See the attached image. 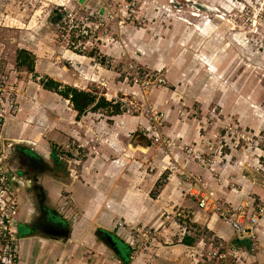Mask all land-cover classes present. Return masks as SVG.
Listing matches in <instances>:
<instances>
[{
  "label": "rangeland",
  "instance_id": "obj_1",
  "mask_svg": "<svg viewBox=\"0 0 264 264\" xmlns=\"http://www.w3.org/2000/svg\"><path fill=\"white\" fill-rule=\"evenodd\" d=\"M20 49L33 55L35 72L16 60ZM46 77L104 96L119 112L78 118L68 99L42 87ZM86 169L98 180L110 174L113 192L142 195L144 206L170 183L182 197L142 221L103 213L90 227L100 246L80 249L96 260L109 250L121 258L117 240L129 247L123 261L153 264L157 248L179 244L184 229L206 254L214 238L204 219L249 197L264 206L254 192L240 196L237 180L264 189V0H0L1 258L13 237L18 264L29 261L19 225L68 240L80 214L60 188L64 208L50 206L48 183H83ZM206 192L213 201L200 207ZM42 209L68 224L49 227Z\"/></svg>",
  "mask_w": 264,
  "mask_h": 264
},
{
  "label": "crops",
  "instance_id": "obj_2",
  "mask_svg": "<svg viewBox=\"0 0 264 264\" xmlns=\"http://www.w3.org/2000/svg\"><path fill=\"white\" fill-rule=\"evenodd\" d=\"M74 86V85H73ZM76 88V86H74ZM83 90V89H80ZM68 102V100H66ZM76 116L77 112L72 110ZM123 165L122 161H116L112 163L108 168H120ZM87 173L82 176L83 183L80 180H73L72 182L62 183L58 186H54L48 183L49 189V204L50 206H61L62 200H59L58 189L64 192H70V197L73 202V212L79 213L78 219L73 223V226L69 228V238L64 242H60L62 236L52 234H42L31 232L33 231L32 225H19L22 230H19L21 234H26L23 237L26 239L21 242V249L23 256L29 261H25L23 264H148L144 260V257H136L134 260L123 261L120 257H112L113 252L111 250L104 251V258L94 259L90 258V253H85L83 250L87 246L94 248V244L98 242L95 234L91 232V226H95L97 219H100L104 213V218L109 217H122L128 220L142 221L144 219L159 217L166 209V205L174 206L182 201V197L177 193L174 194L173 187L175 183L167 184L159 193V198L156 199V203L153 207L144 206L143 196L137 193L129 196L127 192L116 194L112 191V178L111 175L104 180H98L96 175L92 176L87 170ZM85 176V177H84ZM240 186H242L241 194L254 192L260 196L259 199L264 200V189L259 188L251 184L250 181L243 178L237 179ZM58 187V188H57ZM218 189V194H222L223 198L236 203L239 200V192L232 190L230 193H223ZM125 191V190H124ZM64 198V197H63ZM131 198L132 200H130ZM243 198V197H242ZM129 203V204H128ZM135 205V207H134ZM62 207V206H61ZM64 208V207H62ZM76 214V215H77ZM48 214L47 222L48 226H52L55 229H60L58 222L62 225L68 223L64 221L55 220L56 215ZM204 224L207 229L212 232L211 238L223 243L232 244L237 248V255L241 261H246L251 264H264V215L261 217L257 226V250L255 253L250 251V240L247 237H235L231 226L220 219L217 215H212L210 218L204 219ZM57 225H56V224ZM61 225V226H62ZM19 228V227H18ZM29 228V229H28ZM57 237V238H56ZM74 238V241H78L79 245H74L71 249L70 240ZM181 236L178 237L179 244L172 246H164L161 244L156 250L155 260L153 264H199L200 258L204 254L199 247L201 243L196 245H187L181 243ZM211 243V242H210ZM208 243V246H210ZM82 246V250L80 251ZM86 246V247H85ZM100 246V245H98ZM207 246V245H206ZM100 248V247H99ZM168 249L175 253V255L169 254V258L162 256L163 250ZM89 253V255H87ZM85 254V255H84ZM167 259V260H166Z\"/></svg>",
  "mask_w": 264,
  "mask_h": 264
},
{
  "label": "built area",
  "instance_id": "obj_3",
  "mask_svg": "<svg viewBox=\"0 0 264 264\" xmlns=\"http://www.w3.org/2000/svg\"><path fill=\"white\" fill-rule=\"evenodd\" d=\"M213 193L206 192L202 194L199 200L200 207H206L212 200ZM248 198V197H247ZM254 205V207H253ZM252 207V209H251ZM16 214L15 207L9 205L7 207V214L5 222L10 224ZM219 217L227 222L235 237H247L250 242V251L255 253L258 244L257 226L261 217L264 215V206L254 203L249 197L246 201L230 205L227 209L220 212ZM184 233L189 234L187 229ZM183 233V234H184ZM6 238H4L5 240ZM17 241L11 237L10 241H6L2 248V258L0 257V264H18L19 256L17 251ZM199 264H251L246 261H241L237 255V248L228 243H223L214 240L210 243L209 251L203 254L200 258Z\"/></svg>",
  "mask_w": 264,
  "mask_h": 264
},
{
  "label": "trees",
  "instance_id": "obj_4",
  "mask_svg": "<svg viewBox=\"0 0 264 264\" xmlns=\"http://www.w3.org/2000/svg\"><path fill=\"white\" fill-rule=\"evenodd\" d=\"M16 60L19 64L25 65L29 72H35L33 67V55L29 51L25 49L18 50ZM41 84L44 89L55 90L61 93L64 98L68 99L72 105V109L77 112L76 117L78 118L85 112H87L89 109H98L101 107L112 108V114H116L119 112V105L116 102L109 101L104 96H99L95 92L80 90L73 86H65L63 89H59L58 87L60 84L53 81L49 77H46L45 80H41ZM19 230H22L21 226H19ZM186 234L187 233L183 234L184 237H182L181 241L182 243L189 245L192 243V238L189 237V234ZM116 242L120 244L124 253L129 248L125 246L122 242H119L117 240ZM122 256L125 257V254L121 255V259L123 258Z\"/></svg>",
  "mask_w": 264,
  "mask_h": 264
},
{
  "label": "water",
  "instance_id": "obj_5",
  "mask_svg": "<svg viewBox=\"0 0 264 264\" xmlns=\"http://www.w3.org/2000/svg\"><path fill=\"white\" fill-rule=\"evenodd\" d=\"M194 6L197 8V9H200V10H207V11H213L211 8L205 6V5H201V4H196V3H193ZM107 238L108 240L111 238L109 235H107ZM106 238V239H107ZM111 242V240H109ZM116 253L118 252L114 247H112V245L110 246Z\"/></svg>",
  "mask_w": 264,
  "mask_h": 264
},
{
  "label": "flooded vegetation",
  "instance_id": "obj_6",
  "mask_svg": "<svg viewBox=\"0 0 264 264\" xmlns=\"http://www.w3.org/2000/svg\"><path fill=\"white\" fill-rule=\"evenodd\" d=\"M46 212V211H45ZM44 213V209H42L41 210V212H40V218L42 217H45L46 219H47V214L45 213V215L43 214ZM30 226V225H29ZM28 227V226H27ZM29 229V228H28ZM115 244V247L116 248H119L118 250H119V252H120V254L121 255H123L124 254V251L122 250V248H121V246H120V244L119 243H117L116 241H114V243H113V245Z\"/></svg>",
  "mask_w": 264,
  "mask_h": 264
}]
</instances>
